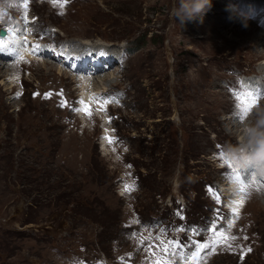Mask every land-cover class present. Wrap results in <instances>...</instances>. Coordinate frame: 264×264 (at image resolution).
I'll return each instance as SVG.
<instances>
[{"label": "rangeland", "instance_id": "374dc122", "mask_svg": "<svg viewBox=\"0 0 264 264\" xmlns=\"http://www.w3.org/2000/svg\"><path fill=\"white\" fill-rule=\"evenodd\" d=\"M222 1L181 26L178 0H28L26 54L0 55V264H264V193L233 214L219 163L235 94L264 90V0ZM24 14L0 0V29ZM80 76L108 78L87 111Z\"/></svg>", "mask_w": 264, "mask_h": 264}, {"label": "clouds", "instance_id": "9594fccd", "mask_svg": "<svg viewBox=\"0 0 264 264\" xmlns=\"http://www.w3.org/2000/svg\"><path fill=\"white\" fill-rule=\"evenodd\" d=\"M210 7L211 0H178L172 16L182 26L197 17L202 18ZM219 163L247 183L264 181V104L256 103L254 109L239 122L236 142L222 146ZM228 181L227 191L233 197L238 195L240 184L229 176Z\"/></svg>", "mask_w": 264, "mask_h": 264}, {"label": "snow or ice", "instance_id": "6c2138e0", "mask_svg": "<svg viewBox=\"0 0 264 264\" xmlns=\"http://www.w3.org/2000/svg\"><path fill=\"white\" fill-rule=\"evenodd\" d=\"M53 2L56 3L57 0H53ZM67 2L68 0H59L60 7L62 8ZM18 4L25 9V14H24L25 26H21L19 24L12 25L10 29L11 35L9 34V31L0 29V52L11 53L17 56L18 59H23L22 49L23 46L28 42L25 37V33L29 31V29L26 27L27 24L26 9H27L28 0H18ZM40 50H41L40 45L34 46V51H40ZM235 95L239 102V118L242 121L252 110L253 106L257 103V101L264 98V90L256 91L251 86L244 85ZM80 103L83 104L84 102L81 101ZM77 110L87 111V107H85L84 109H77ZM88 114L91 115V112L89 111ZM109 139L111 142V138ZM228 176L240 184L239 193H238L240 199L233 201V203L236 205H242L244 199V196L242 194L246 193V190L248 188L252 187L253 185H256L259 190L260 186L257 181H253L252 183H247L238 174L228 173ZM126 190L128 191L134 190V186H126ZM210 191L212 190L210 189ZM213 195L217 198V200H219V195L217 193L213 192ZM233 214L238 215V211L236 208H233ZM228 227H231L230 223L228 224ZM211 228L213 230L216 228L215 222L213 223ZM217 235H223V232L221 231V233H218ZM232 239H235V237H232ZM245 239H247V237H245ZM216 242L218 243L220 241L218 240ZM173 245L174 247H180V245L175 242H173ZM204 247H208V245L207 244L198 245L196 251L190 253L187 258L195 262L200 249ZM213 250H215L214 246H213ZM248 251H250V249H248ZM157 264H159V262H157ZM164 264H169V262L165 261Z\"/></svg>", "mask_w": 264, "mask_h": 264}, {"label": "bare ground", "instance_id": "6f19581e", "mask_svg": "<svg viewBox=\"0 0 264 264\" xmlns=\"http://www.w3.org/2000/svg\"><path fill=\"white\" fill-rule=\"evenodd\" d=\"M218 1V3H220L221 5L222 4H224L223 2H225V1H222V0H217ZM249 2H251L250 0H242L241 1V4H242V6L243 5H245L246 7L247 6H255L254 5V3H259V2H257V1H254V3H249ZM253 2V1H252ZM247 3V4H246ZM249 3V4H248ZM230 4H231V2H230ZM229 4V5H230ZM226 5V4H225ZM229 5H226L227 6V9H229L228 7H229ZM239 5V4H238ZM223 6V5H222ZM240 8V7H239ZM251 8H254V7H247V9H246V13L248 12V13H250L249 12V9H251ZM229 13H230V10H229ZM245 13V12H244ZM239 20V19H238ZM239 22V21H238ZM251 27H252V25H250ZM263 28H264V24H263ZM262 31H264V30H262ZM255 32V38H258V37H264V33L263 32H261V31H257V30H255L254 31ZM262 46L264 47V44H262ZM46 52V51H45ZM50 53V52H49ZM8 54H10V53H5V56L7 57V56H9ZM23 55H25L26 54V51L25 52H23L22 53ZM0 55H2L1 54V52H0ZM46 55V54H45ZM4 56V57H5ZM83 56V55H82ZM112 57V56H111ZM33 58H35V57H33ZM94 58V57H93ZM113 58V57H112ZM71 60H73V58H70ZM34 60V59H33ZM38 61H40L39 59H37ZM92 60H94V59H92ZM91 60V61H92ZM97 60V59H96ZM95 60V61H96ZM2 62H0V67H1V65H3V64H1ZM43 63V65L46 67V68H50L49 67V63L48 62H46L45 60L42 62ZM100 63V62H99ZM82 65H83V63H82ZM90 65V64H89ZM3 66H6L7 67V65L6 64H4ZM93 66V65H92ZM43 67V66H42ZM51 67H53L54 68V66L52 65ZM83 67H84V65H83ZM87 68V67H86ZM50 70V69H49ZM88 70H93V69H88ZM117 70H121V68H117L116 69V71ZM262 70V69H261ZM7 71H14L12 68H10L9 66H8V68H7ZM58 72H59V74L61 73V69H58ZM11 74H9V78H11V77H14V74L12 73V72H10ZM64 73V72H63ZM87 73V72H86ZM89 75V74H88ZM94 76V75H93ZM97 76V75H96ZM106 76V75H105ZM262 76L264 77V74H262ZM100 77V80H102V82L104 83V84H102L103 86L104 85H106L105 84V82H107V80H108V78H106V77H102V76H99ZM99 77H86V76H80V78L79 77H77V79H76V81H78V82H80V84H81V86H80V88L82 89V101L84 102L83 104H82V108H80V109H84V106H88L89 104L88 103H90L89 101H92V99H91V97L92 96H95L96 94H100V95H103V93L104 92H99L100 90H99V88H98V86H97V90L95 91V89H93V85L95 86L96 84V82L94 83V82H92V81H90V78H99ZM11 80V79H10ZM99 80V81H100ZM258 83V82H257ZM100 87V86H99ZM95 88V87H94ZM253 88V87H252ZM255 89V88H254ZM104 91H106L105 89H104ZM83 111V110H82ZM108 141H105V136H104V138H103V141H102V150L104 151V152H107V149H108ZM259 186H264V185H262L261 183L259 184ZM259 191L261 192V193H264L263 192V189L261 188V187H259ZM260 193V194H261ZM258 195V194H257ZM258 198H260V197H258ZM240 199V196L239 195H237L236 196V198H235V200L234 201H236V200H239ZM240 207H241V205H236V204H232L231 205V209H233V208H236L237 209V211L238 210H240Z\"/></svg>", "mask_w": 264, "mask_h": 264}, {"label": "water", "instance_id": "95a60500", "mask_svg": "<svg viewBox=\"0 0 264 264\" xmlns=\"http://www.w3.org/2000/svg\"><path fill=\"white\" fill-rule=\"evenodd\" d=\"M4 30V29H3Z\"/></svg>", "mask_w": 264, "mask_h": 264}]
</instances>
